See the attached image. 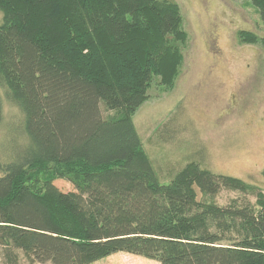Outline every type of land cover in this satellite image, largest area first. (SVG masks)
Returning a JSON list of instances; mask_svg holds the SVG:
<instances>
[{
	"label": "trees",
	"instance_id": "obj_1",
	"mask_svg": "<svg viewBox=\"0 0 264 264\" xmlns=\"http://www.w3.org/2000/svg\"><path fill=\"white\" fill-rule=\"evenodd\" d=\"M264 23V0H248ZM0 250L35 264L126 253L159 264H264V191L188 163L161 184L134 123L174 88L188 39L171 0H0ZM246 44L264 39L241 33ZM104 105V107L102 106ZM63 180L71 193L54 184ZM222 190L256 204L198 201Z\"/></svg>",
	"mask_w": 264,
	"mask_h": 264
},
{
	"label": "rangeland",
	"instance_id": "obj_2",
	"mask_svg": "<svg viewBox=\"0 0 264 264\" xmlns=\"http://www.w3.org/2000/svg\"><path fill=\"white\" fill-rule=\"evenodd\" d=\"M171 1L181 9L188 39L183 65L174 88L166 92L156 84L134 117L158 179L168 185L186 164L197 163L264 191V45L240 39L247 32L264 39V23L248 0ZM3 17L0 11V23ZM3 106L0 145L11 120L20 118L17 108ZM54 184L74 191L66 181ZM198 201L228 207L234 201L255 205L257 198L234 190L209 197L198 191ZM19 255L20 264H31ZM149 262L157 261L119 253L95 264ZM0 264H7L1 250Z\"/></svg>",
	"mask_w": 264,
	"mask_h": 264
},
{
	"label": "crops",
	"instance_id": "obj_3",
	"mask_svg": "<svg viewBox=\"0 0 264 264\" xmlns=\"http://www.w3.org/2000/svg\"><path fill=\"white\" fill-rule=\"evenodd\" d=\"M31 264H33V263H31ZM35 264V263H34ZM148 264H158L157 262H154V263H151V262H149Z\"/></svg>",
	"mask_w": 264,
	"mask_h": 264
}]
</instances>
